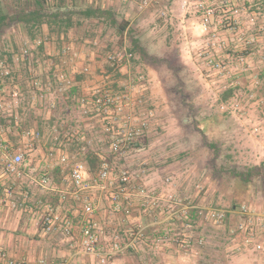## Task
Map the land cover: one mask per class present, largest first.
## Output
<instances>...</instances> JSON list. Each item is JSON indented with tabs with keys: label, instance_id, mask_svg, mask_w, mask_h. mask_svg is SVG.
<instances>
[{
	"label": "rangeland",
	"instance_id": "374dc122",
	"mask_svg": "<svg viewBox=\"0 0 264 264\" xmlns=\"http://www.w3.org/2000/svg\"><path fill=\"white\" fill-rule=\"evenodd\" d=\"M62 1L76 7L111 6L118 8L114 11L117 24L133 21L123 35L114 24L108 32V28L100 30L99 25L94 27L87 22L78 26L77 32L75 30L79 38L76 45L86 43L92 51L105 55L123 47L133 48V40H138L149 56L141 58L136 52L134 66L147 73L151 87L145 104L153 110L154 116L145 149L129 152L123 157L111 155L108 144L101 137L99 139L98 128L92 136L91 129L86 130L90 142L84 138L63 137L57 124L49 122L54 112L49 113L48 103L58 100L55 94L60 91L49 96L46 92L40 94L45 83H53V89L60 87L44 74V54L59 52L66 55L75 49L67 40L65 45L55 40L45 44L48 32H53L54 36L61 32L52 29L47 22L35 32L34 38L42 40L38 45L32 42L34 38L31 39L30 29L9 21L0 30V63H3L0 64V102L5 106L0 108V118L4 116L9 120L14 116L17 99L31 102L35 106L37 121L31 122V129L27 128L28 123L23 126L25 131L39 132V136L18 140L9 130L0 128L2 138L9 144L22 147L24 166L34 169L35 178L40 179L38 172H45L40 168H48L47 187L42 188L36 183L34 190L30 189L33 192L25 196L23 205L30 204L33 211L43 213L45 205L51 204L63 217L80 216L83 198L93 196L111 200L113 192L121 186V171L128 169L131 177L127 187L136 198H141L138 192L144 187L199 206L233 211L235 207L249 205L264 210V182L255 179L256 183H245L234 173L256 167L264 170V76L261 75L264 72V0ZM24 4L25 1L1 0L0 7L11 12ZM29 4L32 7L34 1L30 0ZM206 18L207 25L204 24ZM88 28L99 30L97 34L102 36L110 33L109 37L85 42L81 37ZM113 36L116 39L108 45L107 38ZM26 49L28 55L24 53ZM36 81L41 83L37 85ZM226 94L228 97L224 99ZM73 107L71 104V110ZM60 113L62 115V111ZM78 115L82 113L73 111L65 118L71 122L78 119ZM0 124L11 126L10 121ZM92 142L101 150L100 159L111 161L114 168V179L108 182L105 190L94 186L100 162L98 165L94 156L86 151ZM50 150L68 155L70 162L58 164L55 159L48 158ZM74 159L86 162L88 167L86 182L90 187L78 192L80 198L74 195L78 190L70 177ZM168 177L170 181L166 180ZM59 190L67 193L64 202L59 200ZM43 194H46L45 198ZM122 198L124 195L120 201ZM4 208L9 213L12 210L14 213L18 210L25 212V207L20 205ZM230 215L231 220H239V214ZM195 220V230L209 228L216 241L228 236L233 225L229 222L222 227L223 231L199 218ZM35 223L30 227L41 228L43 225L39 221ZM30 234L27 232L25 236L29 240ZM167 242H171L169 236L160 243ZM217 258L222 259L214 257V260Z\"/></svg>",
	"mask_w": 264,
	"mask_h": 264
},
{
	"label": "crops",
	"instance_id": "0c3cea01",
	"mask_svg": "<svg viewBox=\"0 0 264 264\" xmlns=\"http://www.w3.org/2000/svg\"><path fill=\"white\" fill-rule=\"evenodd\" d=\"M86 7L108 12L115 17V20H117V15L114 11H118V8H112L111 6L81 5L72 8L76 10L78 16L77 18L76 16L73 17V25L66 30L63 29L58 33L60 34L58 36H54L53 32H48L49 38L47 36L45 37V44L55 40L59 44L65 45L67 40L72 43L75 50L66 55L59 52V54L56 52H48L44 54V74H46L45 76H48L51 80L57 82L60 87L58 90L57 87L53 89L55 87L53 83H45V89L41 90L43 92H39H41L40 94L46 92L47 95H53L54 93H57V91H60L58 94H55L58 100H53V102L48 103V106H50L49 113H55L52 114L53 118H50L49 122H55V124H57L58 130H61L63 137L67 136L69 139L73 140L74 138L88 139V133H86V130L90 128V136H92L94 135V130L98 128L97 132H100L99 139L101 137V140H104V142L108 144L107 139H105L101 133V117L92 112L84 113L81 99L85 97L91 99V90L93 86L102 77L103 71L109 69L107 62V54L109 52L103 55L96 50L92 51L91 48L86 47V43H83L82 46H80L81 44L76 45L79 38L75 35V30L77 32L78 26L90 22L94 27L100 26V30L105 31V29L108 28L109 32V30H111L110 26H112L113 23L111 20H105L103 17L88 18L84 16L82 12ZM65 9L70 10L69 7H66ZM75 18L77 20H75ZM132 22L133 21L126 22L127 29L131 27ZM19 26L21 27V25ZM98 32L99 30L97 29L88 28L85 36L81 37V39L84 38L85 42L91 43L95 38L109 37L110 34L107 32L108 35L106 34L102 36V34L98 35ZM46 39L49 41H46ZM107 39H109L108 45H112L111 42H114L113 39H116V36ZM32 40V42H35L37 39L34 38ZM127 49L130 50V48ZM0 64L3 63L1 62ZM86 66L90 68V72H84V67ZM132 68L134 72H141L147 75L145 69L139 70L134 66V61L132 62ZM148 68L150 69L151 67L148 65ZM128 69L129 67L125 65L122 68V72L126 73ZM61 73L67 75L71 81L70 84H65L58 79V76ZM55 76L57 79H54ZM150 87L151 83L149 82L143 92V99L146 101L149 99L148 93ZM15 103L17 109L14 116L9 120L4 118V116H2L3 118H0V123L2 122L4 124L5 122L10 121L11 126H8V124L2 126L0 124V128L2 130H9L10 134L18 140L32 139V137L33 139L36 138L35 136H25L24 132L26 131L25 126H23L24 123H28L29 127L27 128H30V125L33 124L31 122L37 121L34 118L36 113L34 104L28 101H20V99H17ZM0 104H2L1 108L5 107L2 102H0ZM71 104H74L72 110L70 108ZM87 106L92 110L91 103L87 104ZM135 106H138V112H141L147 105L143 104L139 106V104H136ZM51 109H53V111ZM61 111L62 115L60 113ZM73 111L80 112L82 115H78V117L80 116L78 119H73L70 122L65 116L70 115ZM32 132L35 131L32 130ZM149 133L150 132L147 134V138ZM88 140L89 142L91 141L90 138ZM93 142L90 148L93 150L86 148V151L88 154L94 156L98 165L99 162L101 165V162L104 161L103 157L100 159L101 150L95 148ZM12 146L17 151L24 152L20 145ZM87 161L89 162L88 159ZM23 168H25V174L20 176H6L3 174V171L0 170V181L3 185V189L0 191V251L5 252L8 258L23 260L27 264H36L41 259H44L46 264H62L64 262L68 264H96L97 257L84 254L77 245V240L81 233L82 214L80 216L79 214L71 215V217L67 215L64 216L65 219H70L73 223L74 231L72 235H66L63 232L61 224L53 231H47L43 225L41 228L38 226L30 227L36 224L35 222L37 221L41 222V224L43 223L46 207L51 204L45 205V211L43 213L41 211H33L34 207L32 205H23V203H26L25 196H28L29 193L33 192L32 190H34L37 184L41 186L39 182L44 177H47L48 168L44 166L40 168V171H45L44 173L38 172L40 179L35 178V175L32 174L34 169L31 168V166L27 168L24 166ZM161 183H159L160 186H162ZM41 187L44 188V186ZM79 191L82 190L74 192V195H76L75 197L80 198L78 196ZM62 192L65 191L59 190L60 194ZM128 192L129 193L124 195V198H122L121 201L117 202V205L114 204L112 199L95 198L93 196L85 197L92 199L97 206L93 219L97 223L100 232V247H105L113 240H119L125 243L130 239L132 232L139 228H145L146 233L143 237L144 239L142 238V241L139 243L137 242L132 248L117 256L111 264H260V259L258 260L257 256L251 251V249L243 245V237L231 234L232 226L235 227L241 219V216H239V220L233 221L231 220V215H229L227 222L222 226L226 227L229 222H233V225L229 229L228 236L216 241L210 233L211 230L209 228H204L201 231L195 230V219L198 218L197 215L191 214L189 219L191 227L186 228L183 225L182 220L168 217L164 205L154 209L150 206L149 200L142 197L136 198L134 192H130V190H128ZM13 193L15 194L13 195ZM34 194L36 195V192H34ZM60 194L59 200L60 202H64L61 200ZM22 196L23 199H21ZM42 197L45 198L46 194H43ZM85 198H81L82 205ZM30 199H33V197ZM18 205L24 206L25 212L18 210L14 213L12 210V212L9 213L8 209L4 208L5 206H10L11 208V206L16 207ZM222 227L219 228L225 231ZM27 232L31 233V240L25 237ZM258 235L262 237L260 234ZM168 236L171 242L160 243L164 242V238ZM185 236L190 237L192 240L191 245L188 247L183 246L177 241L178 237ZM200 237L205 240L202 245L194 242V239ZM214 257H221L222 259L217 258V261H215ZM0 264H5V262L0 261Z\"/></svg>",
	"mask_w": 264,
	"mask_h": 264
},
{
	"label": "built area",
	"instance_id": "2783aa9c",
	"mask_svg": "<svg viewBox=\"0 0 264 264\" xmlns=\"http://www.w3.org/2000/svg\"><path fill=\"white\" fill-rule=\"evenodd\" d=\"M207 25L208 18L204 21ZM38 45L42 40H35ZM25 55L29 51L24 50ZM134 54L127 48L115 50L108 54L107 62L109 69L104 70L102 77L93 86L91 90V99L82 98L81 104L84 113L92 112L101 117V133L107 139L109 150L114 157H123L132 151H142L145 149L147 134L154 116L153 110L146 106L141 112H138L136 104L143 105L147 101L143 99L144 90L149 84L148 76L141 72H134L132 62ZM128 66L126 73L122 72L123 66ZM84 72H90L88 66L84 67ZM58 79L65 84L71 81L65 73H61ZM37 85L40 81L35 82ZM92 104V110L87 104ZM0 104V108H1ZM27 137L39 136V132L27 130L24 132ZM48 158L55 159L58 164H68L70 158L66 154H58L53 150L48 153ZM23 153L17 151L11 144L2 138L0 130V170L6 176L25 174ZM113 166L111 161L104 160L99 167L96 184L94 186L101 190L108 187V182H112ZM88 167L86 162L74 159L71 162L70 176L73 185L77 190H85L90 185L87 180ZM130 172L123 169L119 175L121 184L119 190L113 192L112 200L114 204L120 201L121 195H127V184L130 181ZM170 181V178H166ZM39 184L47 187L48 178L44 177ZM3 185L0 181V191ZM138 195L149 200L150 206L156 208L165 206L167 215L170 218L182 220L186 228L191 227L189 221L192 213L198 216L203 222H209L216 227H222L227 222L230 213H237L241 216L239 222L233 227L232 234L243 237V245L260 259V264H264V210H258L249 205L235 207L232 210L224 208L199 206L192 202H182L181 198L176 196H165L151 191L147 188H140ZM61 200L67 199V193L60 194ZM96 204L90 198H85L82 205V224L81 233L77 240L79 249L87 255L97 257L96 264H111L113 260L121 253L132 248L140 239L145 236V228H139L131 233L128 242L123 243L119 240L109 242L105 247H100V232L97 223L93 219L96 211ZM61 224L63 232L66 235H72L74 231L73 223L70 219H65L54 206L47 205L43 217V225L47 231H53ZM260 234L262 237H260ZM183 246L191 245L190 237H178ZM199 245L204 244V238L194 239ZM0 261L5 264H27L23 260H15L7 257V254L0 251ZM36 264H46L41 259ZM62 264H68L66 262Z\"/></svg>",
	"mask_w": 264,
	"mask_h": 264
},
{
	"label": "trees",
	"instance_id": "16d2710c",
	"mask_svg": "<svg viewBox=\"0 0 264 264\" xmlns=\"http://www.w3.org/2000/svg\"><path fill=\"white\" fill-rule=\"evenodd\" d=\"M14 1H25V4L24 6H18V8H15V10L11 12L5 11L3 8L0 7V30H2L3 27L8 25L9 21H14L21 25V27H27L28 29H30L31 38H34V36H36L35 32L39 30V28L45 22L52 26V29H56L58 30V32H60V30H66L71 27L73 25V17L77 16L76 10L72 9L76 6L71 3L65 4L62 0H33L34 4L32 7L29 4L30 0ZM66 7H69L70 10H66ZM82 13L88 18H100L103 15H106L104 19L111 20L115 27L117 25L116 29L121 35H123L125 30L127 29L126 23L117 24L115 17L108 12L86 7V9ZM130 51L134 55L137 52L141 56V58H146L149 56L145 48H143L139 44L138 40H133V48H130ZM261 75L264 76V72ZM227 97L228 94L224 96V99H227ZM234 173L239 177L241 181L245 183L253 181L256 183L255 179L264 182V170H261L257 167L247 170H240Z\"/></svg>",
	"mask_w": 264,
	"mask_h": 264
}]
</instances>
